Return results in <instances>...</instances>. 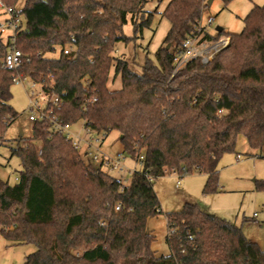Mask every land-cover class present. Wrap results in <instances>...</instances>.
<instances>
[{
    "label": "trees",
    "instance_id": "trees-1",
    "mask_svg": "<svg viewBox=\"0 0 264 264\" xmlns=\"http://www.w3.org/2000/svg\"><path fill=\"white\" fill-rule=\"evenodd\" d=\"M2 2L17 10L18 0ZM146 3L25 0L15 42L0 34V146L17 117L10 103L13 78L22 75L62 99L49 108L64 123L83 120L104 136L117 130L123 153L137 161L144 155L125 184L84 158L50 120L34 121L33 136L11 149L22 163L18 181L0 178L3 235L37 248L24 264H264V249L240 226L193 202L166 213L173 229L168 254L153 247L147 226L164 213L155 179L204 173L209 194L220 190L219 162L235 151L240 136L263 153L264 4L253 6L243 30L215 59L191 60L175 73V53L197 30L209 0H171L163 12L171 26L157 62L147 58L136 72L114 51L134 38L123 30L129 17L135 33L150 26ZM67 45L74 54L64 53ZM12 47L25 55L17 70L3 65ZM113 67L114 78L122 79L117 90L108 87ZM256 188L264 190V180Z\"/></svg>",
    "mask_w": 264,
    "mask_h": 264
},
{
    "label": "rangeland",
    "instance_id": "rangeland-1",
    "mask_svg": "<svg viewBox=\"0 0 264 264\" xmlns=\"http://www.w3.org/2000/svg\"><path fill=\"white\" fill-rule=\"evenodd\" d=\"M171 0H147L144 7L145 19L149 12L153 13L150 26L135 33L134 25L129 21L124 25V33L134 37L128 42H119L114 55L124 58L132 70L141 72V66L151 59L157 62L156 52L163 45L171 23L163 12ZM25 0H18L17 10L24 6ZM264 0H232L225 5L223 0H213L204 10L202 22L207 24L208 18L214 17L215 21L207 25L210 34H216V28L222 27L225 33L238 34L244 28V18L254 5H262ZM0 22L7 18L3 9H0ZM7 41L8 34L2 35ZM115 68H112L108 87L117 90L122 87L121 76L114 78ZM12 98L10 103L17 112V117L9 125L5 138L0 146V178L15 184L18 181L22 163L17 155L12 156L11 149L19 144H24L27 138L33 136L34 122L30 115L36 113L30 104L32 88L27 82L13 83L11 87ZM39 100L43 103L44 96ZM71 131L79 133L80 142L85 147L88 135L85 132L84 121L79 120L71 125ZM21 132L23 135H21ZM102 139L99 145L101 152L108 154L113 159H118V169L106 168L108 172L125 184L132 180V171L140 170L141 163L127 153H123L121 134L112 130L107 136L99 135ZM238 154L241 157H238ZM96 165V163H93ZM219 188L217 192L205 194L203 188L207 179L204 173L181 174L171 172L154 181V188L159 196L164 213L148 219L149 231L155 235L153 247L159 254L167 253L166 244V213L182 210L187 202H193L207 213L226 219L240 226L244 234L256 241L264 249V190L256 188L257 180H264V150L263 153L250 147L243 136L237 141L234 152L223 155L219 162ZM179 182V184H178ZM178 185V187H177ZM255 213L257 216H255ZM253 217V218H252ZM32 243H14L5 238L0 229V264H24L26 257L36 251Z\"/></svg>",
    "mask_w": 264,
    "mask_h": 264
},
{
    "label": "built area",
    "instance_id": "built-area-1",
    "mask_svg": "<svg viewBox=\"0 0 264 264\" xmlns=\"http://www.w3.org/2000/svg\"><path fill=\"white\" fill-rule=\"evenodd\" d=\"M0 9H3L4 13L7 15V18L0 22V34H8V37L12 40V42H15L18 25L20 23V10H14L12 7L5 6L2 0H0ZM214 21V17L208 18L207 24H204L201 20L196 28L197 30L189 34L184 39L180 50L176 52L174 56L175 73L183 68L189 61L194 59H200V61L204 64L208 63L215 59L221 51L228 47L233 38L232 34H228L223 31L218 32L217 30L216 34H210L207 31V25L212 24ZM74 51L75 48L70 45H67L64 49V53L67 55L74 54ZM24 58L25 55L21 50L12 47L4 56L3 65L8 69L17 70L22 66ZM13 80L14 83L27 82L32 88L30 104L32 110L36 109V113H32L30 115V120L33 122L38 119L50 120L53 124V130L55 132L65 134L67 139L72 142L79 152H81L84 158L91 160L92 163H96L95 166L106 167L108 169L119 168L121 159L120 155L118 159L115 160L108 154L101 152L99 145H94V143L101 144L102 139L99 136L100 134L84 125L85 132L88 135V140H85V147H82L80 143L82 138L79 134H75L70 130L71 125L64 123L57 116L52 115V110L49 106L60 105L62 103V99L59 96L53 94L49 97L40 88V85L31 80L29 77L15 75ZM40 96H44V107L43 103L39 100ZM92 100L95 101L96 98L94 97ZM238 157L240 158L241 155ZM143 159L144 155L141 154L139 157L141 165L143 163ZM116 208L119 209L120 206H117ZM172 232L173 229H168V234H171Z\"/></svg>",
    "mask_w": 264,
    "mask_h": 264
},
{
    "label": "crops",
    "instance_id": "crops-1",
    "mask_svg": "<svg viewBox=\"0 0 264 264\" xmlns=\"http://www.w3.org/2000/svg\"><path fill=\"white\" fill-rule=\"evenodd\" d=\"M73 133H75V134H79V133H76V132H74V131H72ZM240 154H238V156H239ZM169 173H171V172H169ZM169 173H166V174H169ZM179 183V182H178ZM255 216H257V214L255 213ZM253 218V217H252ZM166 227H167V231H166V244H167V246H168V252L167 253H163V254H168L169 252H170V248H169V245H168V243H167V234H168V223H167V218H166ZM250 239V238H249ZM252 240V239H251Z\"/></svg>",
    "mask_w": 264,
    "mask_h": 264
},
{
    "label": "water",
    "instance_id": "water-1",
    "mask_svg": "<svg viewBox=\"0 0 264 264\" xmlns=\"http://www.w3.org/2000/svg\"><path fill=\"white\" fill-rule=\"evenodd\" d=\"M212 1H213V0H209V4H211ZM216 30H217L218 32H222V31H223V28L218 26V27L216 28ZM21 135H23L22 132H21ZM212 216H214V215H212Z\"/></svg>",
    "mask_w": 264,
    "mask_h": 264
}]
</instances>
